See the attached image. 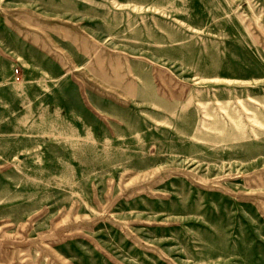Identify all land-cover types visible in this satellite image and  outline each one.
<instances>
[{"label": "rangeland", "instance_id": "374dc122", "mask_svg": "<svg viewBox=\"0 0 264 264\" xmlns=\"http://www.w3.org/2000/svg\"><path fill=\"white\" fill-rule=\"evenodd\" d=\"M94 1L0 0V264H264V126L197 102L249 128L264 0Z\"/></svg>", "mask_w": 264, "mask_h": 264}, {"label": "bare ground", "instance_id": "6f19581e", "mask_svg": "<svg viewBox=\"0 0 264 264\" xmlns=\"http://www.w3.org/2000/svg\"><path fill=\"white\" fill-rule=\"evenodd\" d=\"M82 1L85 3V5H88L90 8H92L95 4H97L94 0H82ZM68 2H70V0H64V3H68ZM62 28L63 30L66 29L65 27ZM66 33H68V31H66ZM64 36L66 35L64 34ZM226 80H227L226 82L228 83L232 81V80H228V78H226ZM236 82L237 81L235 80V83ZM250 98L253 101H255V108L247 107L240 97L237 96L236 98V101L245 109L246 112L245 118L249 122V128H247L248 125L247 123L244 122L239 110L235 106H231L229 104L230 98L225 100L218 97L215 94L214 98L203 97L202 99H198L197 100L198 104L201 106V108H203L202 109L203 117L201 118L200 121L203 130H207L206 132H208L209 134H213V136L229 135L235 141H239V140L244 141L251 136L258 138V134L254 130V125L264 126V98H260V99H255L254 97L253 98L250 97ZM212 101H214L216 105L214 104V108L210 107V109L208 110L207 107L209 106V104H211ZM217 109L221 110V112L225 115V117L218 114L216 112ZM42 121L47 123L46 119L43 120L42 118ZM49 122L51 124V120H49ZM248 130L250 131L248 132Z\"/></svg>", "mask_w": 264, "mask_h": 264}]
</instances>
